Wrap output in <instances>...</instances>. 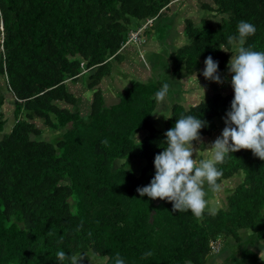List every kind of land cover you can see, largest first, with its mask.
Returning <instances> with one entry per match:
<instances>
[{"label": "trees", "instance_id": "obj_1", "mask_svg": "<svg viewBox=\"0 0 264 264\" xmlns=\"http://www.w3.org/2000/svg\"><path fill=\"white\" fill-rule=\"evenodd\" d=\"M180 2L184 13H176ZM169 14L174 26L182 18L188 42L172 56L173 77L153 81L150 64L134 63L132 35L168 33ZM241 20L256 27L244 46L264 51V0H0V129L16 118L0 138V264H59V250L88 252L94 264H115L116 253L125 264H264V161L251 150L217 165L220 189L236 184L202 220L137 192L181 114L207 122L198 147L211 157L234 92L210 94L206 85L189 103L191 77L203 79L209 55L220 74L227 70L232 53L218 46ZM170 80L174 93L157 104ZM116 83L122 91L112 101Z\"/></svg>", "mask_w": 264, "mask_h": 264}, {"label": "clouds", "instance_id": "obj_2", "mask_svg": "<svg viewBox=\"0 0 264 264\" xmlns=\"http://www.w3.org/2000/svg\"><path fill=\"white\" fill-rule=\"evenodd\" d=\"M236 27L237 35H228L226 45L218 46L220 50L232 53L227 71L234 96L223 117L225 127L208 145L212 149L211 157L201 158L193 144L194 141L203 144L200 130L206 127L207 122L193 115L181 114L175 125L165 132L166 147L154 157L153 178L148 185L137 188L141 197L147 195L150 199L167 200L172 203L174 212L191 211L198 220L203 219L205 212L209 215L218 212V205L206 197L220 190L221 185L217 181L223 176V170L217 165L223 164L230 153L251 150L253 156L264 161V51L244 46L246 38L256 33L253 23L241 20ZM228 46H233L235 53ZM204 64L202 74L205 79L223 84L224 79L218 71L219 62L209 55ZM169 89L170 85L164 83L155 93L157 104L166 101ZM101 144L108 146L107 139ZM120 163L127 164L126 171L130 170L127 157ZM62 241L63 237H60L57 243ZM152 254L151 251L145 252L141 258ZM56 258L59 264H83L85 258L94 264L95 259L88 252L68 255L63 250L56 252ZM260 259L264 261L261 252ZM114 261L115 264H125L119 253H116Z\"/></svg>", "mask_w": 264, "mask_h": 264}, {"label": "rangeland", "instance_id": "obj_3", "mask_svg": "<svg viewBox=\"0 0 264 264\" xmlns=\"http://www.w3.org/2000/svg\"><path fill=\"white\" fill-rule=\"evenodd\" d=\"M179 5L183 6V4L180 2ZM200 7V6H199ZM195 10H197V7L194 8ZM200 9V8H199ZM185 10V6L180 7L179 9H176V13H184ZM168 18V26L170 31L167 33V26H165V30L164 33H161L160 37H156L153 33H148V34H143V36L145 37L144 39H142L140 36H138L137 33H134V35H132V38L134 39V41L138 42V43H133L132 46L135 48V50L137 51L136 56L134 57V63L136 62L137 66H142V64L140 63L142 60L146 61L147 64H150V68L152 70V74H154V78L153 81H156V79H162L164 82H166L168 80V78H172L173 75L171 73V63H172V56L173 54L178 50L179 47H181L182 45L186 44L188 42V39L186 38L185 34H184V29L182 27V18L179 17V24H177V26H174L173 21H175L176 17L173 16L172 14H169L167 16ZM176 23V21H175ZM158 43H160V45L158 46ZM144 59H142V58ZM150 70V69H147ZM221 72V71H219ZM226 75L228 74V71L226 70L225 72L223 71L221 76L224 79V83L220 84L222 85L221 87H219L218 83L210 81V80H204L205 77H203V79H196L195 81L193 80V77H191L192 82L194 84H192V87L194 89H200L206 85H210L211 89L208 93L213 94L219 91H222V89L224 90H229L230 88V82L228 81L227 83V79ZM152 80V78H151ZM176 83L174 81L170 80V91H172V94L174 93V88H176ZM177 90V89H176ZM195 92L192 96L195 99L197 97H203V95H201V92ZM177 95V94H176ZM204 95H206V92H204ZM169 96H171L169 94ZM179 96V95H177ZM172 97V96H171ZM170 97H167V99H169ZM11 103V102H9ZM187 105V104H186ZM13 107L14 105L11 103L9 106H6L7 112L12 115L13 114ZM170 105H166V111L170 110ZM10 108V109H9ZM16 121V118L11 117L10 119H8V122L3 126V129H0V138H2L6 133H9L14 125ZM204 141H206L205 139H203ZM199 144V145H198ZM202 144L200 142H198L196 145H194V147L197 148V151L199 153H203L200 152V148L198 146H201ZM203 147V145H202ZM196 154V153H194ZM193 154V156H194ZM236 184V180H230L227 181L223 187L218 191V193H209V195L206 197V199H208L211 203H215L217 205H222L223 201H225L226 198V194L227 192L224 191V189H226L227 191L231 188L234 187V185ZM261 255H264V244H261ZM221 259V255H219L217 257L216 261H220ZM224 262V261H223ZM222 262V263H223ZM210 264H215V259L210 261Z\"/></svg>", "mask_w": 264, "mask_h": 264}, {"label": "crops", "instance_id": "obj_4", "mask_svg": "<svg viewBox=\"0 0 264 264\" xmlns=\"http://www.w3.org/2000/svg\"><path fill=\"white\" fill-rule=\"evenodd\" d=\"M134 48V47H133ZM135 49V48H134ZM144 75L147 76L146 72L147 70H143L142 71ZM122 91L121 85L119 83H116V86H112L111 91L109 92V96H110V100H115L117 99L119 92ZM191 99V98H190ZM193 99L189 100V103L192 101Z\"/></svg>", "mask_w": 264, "mask_h": 264}, {"label": "built area", "instance_id": "obj_5", "mask_svg": "<svg viewBox=\"0 0 264 264\" xmlns=\"http://www.w3.org/2000/svg\"><path fill=\"white\" fill-rule=\"evenodd\" d=\"M213 248L215 249V248H216V246H215V245H213Z\"/></svg>", "mask_w": 264, "mask_h": 264}, {"label": "bare ground", "instance_id": "obj_6", "mask_svg": "<svg viewBox=\"0 0 264 264\" xmlns=\"http://www.w3.org/2000/svg\"><path fill=\"white\" fill-rule=\"evenodd\" d=\"M134 35V34H133Z\"/></svg>", "mask_w": 264, "mask_h": 264}]
</instances>
